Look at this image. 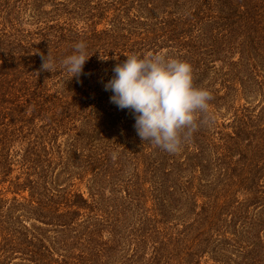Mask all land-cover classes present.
<instances>
[{
	"label": "trees",
	"instance_id": "obj_1",
	"mask_svg": "<svg viewBox=\"0 0 264 264\" xmlns=\"http://www.w3.org/2000/svg\"><path fill=\"white\" fill-rule=\"evenodd\" d=\"M150 52L212 96L175 153L104 89ZM0 264H264V0H0Z\"/></svg>",
	"mask_w": 264,
	"mask_h": 264
},
{
	"label": "clouds",
	"instance_id": "obj_2",
	"mask_svg": "<svg viewBox=\"0 0 264 264\" xmlns=\"http://www.w3.org/2000/svg\"><path fill=\"white\" fill-rule=\"evenodd\" d=\"M88 58L85 42L79 41L61 64L77 77ZM50 65L51 61L45 60L43 68L50 71ZM113 72L104 84V89L112 92L110 102L131 110L142 141L169 153L180 150L198 126L197 115L208 112L211 93L194 86L193 69L187 61L160 52L143 57L130 54Z\"/></svg>",
	"mask_w": 264,
	"mask_h": 264
},
{
	"label": "rangeland",
	"instance_id": "obj_3",
	"mask_svg": "<svg viewBox=\"0 0 264 264\" xmlns=\"http://www.w3.org/2000/svg\"><path fill=\"white\" fill-rule=\"evenodd\" d=\"M101 28V27H100ZM240 103L243 105V104H245L246 103V101L245 100H241L240 101ZM229 118V116L227 115V114H225L224 116H222L221 117V120H220V122H222L223 120L225 121L226 119H228ZM63 179H61V183L60 184H63ZM77 183H78V185L80 186H77L76 188H80L83 192H86L87 190H86V183L85 184H79V182L78 181H76V185H77ZM86 194H87V192H86ZM205 260H207V258L205 259ZM17 262H20V261H18V260H16Z\"/></svg>",
	"mask_w": 264,
	"mask_h": 264
}]
</instances>
